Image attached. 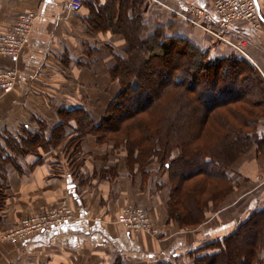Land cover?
I'll return each instance as SVG.
<instances>
[{
  "label": "crops",
  "instance_id": "crops-1",
  "mask_svg": "<svg viewBox=\"0 0 264 264\" xmlns=\"http://www.w3.org/2000/svg\"><path fill=\"white\" fill-rule=\"evenodd\" d=\"M79 1L83 6L72 10V0H0V34L9 32L20 14L36 15L20 56L0 57V67L19 74L15 88L0 93V143L9 155L0 174L6 186L0 264H194L196 253H206L198 249L233 233L264 208V157L255 148L244 155L235 164L247 180L240 192L224 206L209 207L200 225L183 227L170 216L172 185L157 163L131 168L125 148L100 134H85L74 143L75 116L62 110L81 108L100 123L119 91L109 69L126 48L121 34L90 24L91 8L107 0ZM158 1L177 10L201 7L216 16L211 0ZM148 2L143 17L149 27H167L213 58L232 54L227 44L214 42L155 0ZM256 2L264 25V0ZM231 31L264 77V28L236 22ZM127 204L146 209L158 235L119 224L117 216ZM61 205L72 210V221L26 240L2 238L23 218Z\"/></svg>",
  "mask_w": 264,
  "mask_h": 264
},
{
  "label": "trees",
  "instance_id": "trees-1",
  "mask_svg": "<svg viewBox=\"0 0 264 264\" xmlns=\"http://www.w3.org/2000/svg\"><path fill=\"white\" fill-rule=\"evenodd\" d=\"M148 5L107 0L91 8L94 28L108 27L125 38L124 57L109 69L119 91L98 124L81 108L62 112L75 116L74 143L100 134L125 148L131 168L157 163L172 185L170 216L180 226L195 227L209 202L219 205L226 197H205L206 183H229L230 189L229 173L239 156L253 148L264 155V77L248 58L212 59L169 28L149 27L143 17ZM8 159L0 143V174ZM190 180L200 181L189 186ZM202 251L194 264H264V208L197 250Z\"/></svg>",
  "mask_w": 264,
  "mask_h": 264
},
{
  "label": "built area",
  "instance_id": "built-area-1",
  "mask_svg": "<svg viewBox=\"0 0 264 264\" xmlns=\"http://www.w3.org/2000/svg\"><path fill=\"white\" fill-rule=\"evenodd\" d=\"M155 2L166 6L158 0ZM211 2L216 16L204 8L192 5L186 6L183 10H177L171 6L166 7L185 22L199 28L220 43L232 47H234V43L228 38V34L234 23L247 22L254 30L264 28L256 0H211ZM81 5L82 2L79 0H72L70 9L77 10ZM35 20V13H22L9 32L0 34V57L17 59L20 56L32 32ZM242 53L249 58L246 53L243 51ZM18 76L16 69L0 67V93L11 92L16 86ZM74 218L72 210L66 205H61L58 209L39 212L33 217L22 220L6 237L25 240L33 237L34 234L46 231V229L49 230L65 222H70ZM118 222L135 232H144L153 236L158 234V229L153 225L146 209L141 206L128 204L122 208L118 215Z\"/></svg>",
  "mask_w": 264,
  "mask_h": 264
},
{
  "label": "rangeland",
  "instance_id": "rangeland-1",
  "mask_svg": "<svg viewBox=\"0 0 264 264\" xmlns=\"http://www.w3.org/2000/svg\"><path fill=\"white\" fill-rule=\"evenodd\" d=\"M154 3H156V4H159V3H157V2H154ZM161 3H164V2H161ZM161 5V4H160ZM164 5H166V6H168L167 4H165L164 3ZM162 7H163V9L165 8V9H168L166 6H163V5H161ZM169 10V9H168ZM169 12L171 13V14H174V15H176L175 13H172V11H170L169 10ZM177 16V15H176ZM188 25L189 26H191L192 27V25L191 24H189L188 23ZM193 28L194 29H197V30H199V28H196V27H194L193 26ZM201 31V30H200ZM202 32V31H201ZM231 33H232V31H230V33L228 34V38H230L231 39V41L234 43V47H232V46H229L230 48H232V54L231 55H229L228 57H230V56H232L233 54H234V57L236 56L237 58H241L242 60H243V58H248V57H246L243 53H242V51L244 52V53H246L247 54V50L240 44V43H238V44H236L237 42L234 40V39H232V35H231ZM208 35H206V37H207ZM208 37H210V36H208ZM214 42L216 41V42H218L215 38L213 39L212 37H210ZM238 54V55H237ZM248 55V54H247ZM209 56H210V54H209ZM212 59H220V58H213L212 56H210ZM228 57H226V58H228ZM243 57V58H242ZM225 58V57H224ZM249 59V58H248ZM249 61H250V59H249ZM251 62V61H250ZM252 63V62H251ZM254 65V64H253ZM260 72V71H259ZM233 88V87H232ZM234 91H236V85H235V83H234ZM237 92V91H236ZM235 93V92H234ZM117 95V94H116ZM116 97V96H115ZM114 97V98H115ZM263 123V122H262ZM260 130L264 133V123L262 124V126L260 127ZM121 136H122V138H124L123 137V135L121 134ZM249 151H247L246 153H244V154H241L240 156H239V158L235 161V163H234V168H233V170L229 173V178L232 180V182L230 183V189H228L227 188V186H229V183L227 184V186L223 183V182H220V181H216V183H212V182H207L206 183V189H205V191L204 192H202V193H204V195H205V197L206 196H208L209 198L210 197H212V196H214L215 194H217V197H220L222 194L221 193H226V197H225V199L219 204V205H214L215 203L213 202H209V204H208V206H207V208H206V210L209 208V207H213L214 209H216L215 207H218V206H220V205H225L226 203H227V199H229L230 197H231V195L232 194H234L235 195V193H239L240 192V188L241 187H243V186H245V183L244 182H246L247 180H243L244 179V177L243 176H241V174H239V170H237V169H235V164L244 156V155H246L247 153H248ZM257 155H259L260 157H264V155H261L260 154V152H257ZM260 178V177H259ZM258 178V179H259ZM200 180H190L189 182H188V185L189 186H194L196 183H198ZM254 181H257V182H261V181H263V180H254ZM5 184H4V181L0 178V209H1V207H2V205H3V201H4V197H5V195H4V192H5ZM220 198H216V200L218 201ZM218 204V203H217ZM128 205V204H127ZM126 205V206H127ZM133 205V204H132ZM135 206H137V205H135ZM60 207V206H59ZM59 207H57V208H55V209H58ZM125 207V206H124ZM123 207V208H124ZM55 209H46V211H51V210H55ZM122 210V209H121ZM205 210V211H206ZM45 210H40V211H37L36 213H34V214H31V215H29L28 217H26V218H23L22 220H24V219H27V218H30V217H33V216H35L37 213H39V212H46ZM121 212V211H120ZM119 212V213H120ZM22 220L20 221V223L22 222ZM117 222H118V217H117ZM119 223V222H118ZM120 224V223H119ZM18 226V225H17ZM16 226V227H17ZM123 226V225H122ZM15 227V228H16ZM127 230H129V229H127ZM11 231H12V229H11ZM10 231V232H11ZM132 231V230H131ZM10 232H7L6 234H4V236L2 237V238H6V239H8L6 236H8V234L10 233ZM135 232V231H134ZM158 235V234H157ZM28 239V238H27ZM8 240H13V241H20V240H18V238H16L15 240L14 239H8ZM26 240V239H25Z\"/></svg>",
  "mask_w": 264,
  "mask_h": 264
}]
</instances>
